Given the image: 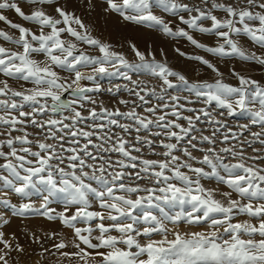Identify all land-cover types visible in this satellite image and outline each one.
<instances>
[{
  "label": "snow or ice",
  "instance_id": "obj_1",
  "mask_svg": "<svg viewBox=\"0 0 264 264\" xmlns=\"http://www.w3.org/2000/svg\"><path fill=\"white\" fill-rule=\"evenodd\" d=\"M29 2L50 5L54 0ZM104 2L106 12L117 13L125 21L159 26L165 34L186 37L192 45L209 53L238 56L264 66V54L246 52L232 38V33L243 32L264 47V2L260 0H247L246 7L212 0L211 9L190 7L177 0ZM157 6L173 14L195 12L196 15L190 14L188 18L180 15L179 20L191 29L222 38L224 43L208 46L183 28L173 30L162 17L154 14L153 8ZM256 8L261 11H253ZM5 9L14 10L25 21L35 22L40 32L36 34L11 21L0 11V21L19 31V36L13 37L0 29V38L23 49L15 51L0 45V73L33 85L17 90L9 86L7 79L0 80V126L6 128V132L0 133L5 135V139H0V160L3 161L0 186L5 190L0 205L10 207L17 216L36 213L71 228L74 238L69 243L77 251H61L68 247L64 240L54 248L62 257L77 258L83 264H264V167L255 163L264 161V148L253 147L257 143L264 146V84L234 70L232 74L238 78L239 86L225 83L223 74L211 61L179 49L176 51L181 55L201 62L221 79L190 82L184 74L156 61L154 55L148 60L134 44L130 47L138 62H130L123 53L111 50L109 44L93 37L78 16L59 5L54 8L59 19L43 7L26 13L12 0H0V10ZM212 9H221L226 15L219 18ZM205 19L211 21L210 27L201 23ZM61 24L64 27H58ZM44 28L50 31L45 33ZM63 33L74 40L63 39ZM77 42L97 48L100 55L89 54ZM33 53H43L45 59L37 61L32 58ZM57 68L66 70L69 77H61ZM82 68L91 71L85 72ZM140 72L158 77L162 81L160 91L133 79V74ZM98 77H122L128 83L103 88ZM82 81L91 83L82 84ZM169 89L184 90L189 95H171ZM121 91L135 98L118 99L117 103L127 110L109 108L93 96L106 92L116 97ZM69 92L71 99L62 98ZM153 99L157 102L153 103ZM213 102L229 117L247 116L250 122L234 131L226 120L214 115L215 109L209 110ZM197 103L205 107H189ZM26 107L30 110L25 111ZM219 115L223 116L224 112ZM181 120L186 124L180 123ZM201 121L210 126V135L204 134L208 129L198 127ZM252 126H258L260 131H252ZM29 128L35 131L30 132ZM13 132L21 134L13 135ZM245 132L250 138L241 140ZM218 140L229 146L218 151ZM204 144L209 147H202ZM158 147L163 151L158 152ZM246 148H252L254 154L246 156ZM145 150L162 159L147 158ZM193 151L204 155L197 158ZM229 156L236 162H226ZM247 160L254 163L249 164ZM191 161L207 166V170L194 166ZM204 177H215L230 189L220 193L226 203L216 198L214 189L202 184ZM8 191L27 202L12 203L7 198ZM233 193L239 199L233 198ZM33 194L42 196L40 208L31 201ZM57 199L63 202V210L59 212L49 207ZM93 200L104 211L91 210ZM185 205L190 210H185ZM165 206H179L180 211L170 214ZM137 209L141 214H136ZM151 209H159L161 215H155ZM240 214L256 218L258 223L234 222V217ZM93 220L99 221L95 228L77 227L78 223L89 224ZM105 220L111 223L106 225ZM138 221L148 226L141 231L135 227ZM165 222H209L211 230L173 231L174 238L169 239L170 229ZM3 223L8 221L5 219ZM112 230L120 235H111ZM96 231L99 235L93 236ZM153 233L163 238L154 240ZM3 235L0 232V242L11 248ZM56 235L51 233L49 238ZM141 235L148 237L147 243L139 242L137 237ZM245 235L249 238H243ZM257 235L260 239H255ZM6 255L0 254L3 264H8Z\"/></svg>",
  "mask_w": 264,
  "mask_h": 264
},
{
  "label": "rangeland",
  "instance_id": "obj_2",
  "mask_svg": "<svg viewBox=\"0 0 264 264\" xmlns=\"http://www.w3.org/2000/svg\"><path fill=\"white\" fill-rule=\"evenodd\" d=\"M94 1L97 4L105 6V9L107 8V4L104 2V0H94ZM12 2L19 4V6L26 13H31L37 7H43L44 10L48 14L56 16V18L59 19L58 14L54 12V8L57 5L61 6L60 0H54V3L50 5H37V4L30 3L29 0H12ZM116 2L120 3L122 2V0H116ZM177 2L180 4H187L190 7H200L201 9H211L212 8V0H208V3H205V0H177ZM216 2L230 3L234 7H246L247 6V0H216ZM260 2H264V0H260ZM0 11H3V14L6 16L10 15L11 12H14V10H8V9L0 10ZM67 11L73 12L76 15V10L69 9ZM212 11H213V14L217 15L219 18H223L226 15L221 9H212ZM253 11H261V10L256 8V9H253ZM153 12L157 16L162 17L166 23H169L170 27H172L173 30L183 28L186 31H188L189 34L192 35L195 39H197L199 42L205 45L215 47L218 44L224 43L222 38H219L212 33H202L197 30L191 29L188 25L182 23L179 20L180 15H183L185 18H188L190 14L196 15L195 12L188 13V12L180 11L178 14H173L170 12H166L163 8L159 6L154 7ZM110 13L115 14L117 17L121 18L124 24L129 25V26L130 25L135 26V31H134L135 33L133 32L132 34L123 33V35H125V38H123V35L120 33L118 35L121 43H123L124 41L126 43L125 47L123 46L120 49L121 51H119V53H123L130 62H138V57L135 55L134 51L130 47V44H134L137 49H139L142 53L145 54L148 60H152L153 55H154V58L156 61L164 62L171 69L184 74L190 82H193V81L214 82L217 79H221L220 76L214 73L207 66L203 65L201 62L193 60V59H189L188 57L180 54V52H183L189 55L202 56L208 59L209 61H211V63L214 64L215 66H216V62L214 60L219 61L221 64H225L223 66L228 65L229 62L232 63V61L236 62L235 64L230 63L229 65H232V66L224 70L216 66L219 69L220 73L223 74L222 76L223 81L230 85L239 86L238 78L232 74L233 70L239 73L240 75L249 77L253 80L259 81L261 84H264V66H261L254 61H245L239 58L238 56H220L214 53H209L206 51V49L198 48L192 45L191 42L188 41L186 37H179V36L174 37V36L165 34L159 28V26L150 27L147 24H137L134 22L125 21L122 19V17L119 14L114 13V12H110ZM16 16H17V20H16L17 23L22 24L23 26L30 28L36 34H39L40 32L39 25H37L33 21L23 20V18L18 16V14H16ZM201 23L205 27L211 26V21L207 19L202 20ZM250 23L258 24V22H250ZM58 27H64V25L61 24ZM237 27H240V25L238 24ZM0 29L2 30L6 29V31L13 37L19 36L18 30L12 29L7 23L3 21H0ZM224 30H227V29H224ZM49 31H50L49 28H44L45 33ZM90 32L93 37L98 38L102 42L109 44L111 46V50L117 52L115 45L107 42L108 34L106 31L99 32L97 29H92L90 30ZM145 33L147 35L151 34L153 36L156 34V36H158L157 40L155 42L142 41L140 36L142 35L144 36ZM131 35H133V37ZM207 36L214 37V38L216 37L217 39L215 41L213 39H211L213 41H208V40H205ZM239 37H245L249 43L253 44V46L249 45V43L244 44L243 42L239 41L238 40ZM62 38L74 40V38L70 37L67 33H63ZM232 38L235 39L238 45L241 46L246 52H250V53L254 52L257 55L264 54V47L257 45L245 33L243 32L232 33ZM3 43L7 44L8 45L7 48H10L12 50H15V51L23 50L22 47L13 44L10 41H5L3 38H0V45H4ZM77 43L80 48L84 49L89 54L100 55V52L97 48L89 47L86 44H82L80 42H77ZM176 49H179L180 52H177ZM258 49L260 51H258ZM32 58L37 61H40L42 59H45V56L43 53H33ZM56 70L60 73L61 77L63 78H68L70 75L66 70H60L59 68H57ZM82 71L90 72L91 69L82 68ZM5 79L8 80L10 87L17 89V90H20L22 88H31L33 86L30 81H22L16 78H8L4 76L2 73H0V80H5ZM97 79L103 88L113 87L115 84L128 83L122 77H98ZM133 79H138L142 81L143 82L142 86H146L148 88H155L158 92L160 91V88L162 86V81L158 77L151 75L147 72L135 73L133 74ZM171 79L175 80V78H171ZM81 83L90 84L91 82L82 81ZM168 91H169V94L171 95H181V96L189 95V93L184 90L173 91L172 89H169ZM93 96L97 100L98 103L102 101L104 105L109 108L120 107L121 110H127V109L123 105H119L117 103L118 99L120 98L129 99V100L135 99L134 97L129 96V94L124 91H121V93L118 94V96L116 97H113L111 94L106 93V92L94 93ZM62 98L71 99L72 94L70 92L65 93L64 97ZM156 102L157 101L153 99V103H156ZM181 102L186 103L185 101H181ZM88 106L90 107L91 105H88ZM129 107H131V105ZM189 107L202 108V107H205V105H203L202 103H197L195 105H189ZM213 109H215L214 115H216L218 119L226 120L227 125L230 126L234 131L239 130V125L247 124L250 122L247 116L236 115V116L229 117L225 110L216 108L215 102H213V105H211L209 108V110H213ZM29 110H30L29 108L27 107L25 108V111H29ZM137 111L142 112L143 109H137ZM221 111L224 112L223 116L219 115ZM185 115H192V113L185 112ZM179 122L182 124H186V121H183V120ZM198 127L202 130L208 129L207 131L204 132V134L210 135L211 128L203 121H201L198 124ZM28 131L33 132L35 130L32 128H29ZM222 131H224V129H222ZM252 131H260V128L258 126H252ZM4 132H6L5 126H0V133H4ZM12 134L20 135L21 133L13 132ZM142 134L146 135L147 133H142ZM196 134L199 135L200 133L197 132ZM246 138H250V134L248 132L244 133V135L241 137V140L246 139ZM0 139H5V135H0ZM232 143H236V142L233 141ZM226 146H229V145L221 144L219 143V140L216 145L218 151L220 148L226 147ZM202 147L207 148L209 147V145L204 144L202 145ZM253 147L264 148V146H261L259 143L253 145ZM237 148H239L238 144H237ZM4 150L7 151V148H5ZM157 151L160 152V151H163V149L158 147ZM134 154L140 155L139 153H134ZM176 154L181 155V153L179 152H177ZM193 154L197 158H202V156L204 155V153L199 152V151H193ZM253 154L254 153L252 152V148H246V156H250ZM145 155L147 156V158H150V159H162V157L160 156L151 155L150 153L147 152V150H145ZM183 158L187 159V157H183ZM2 162L3 161L0 160V163ZM226 162L235 163L236 160L229 156L226 158ZM246 162L249 164L254 163L251 160H247ZM191 163L197 167H205L207 170V166L201 165L197 161H191ZM255 163H258L260 166L264 167V161H257ZM183 171H187V169H183ZM189 175H192V173H189ZM201 182L206 188H208V185H212L216 187H221L225 189L226 191L230 190L227 188L226 185L218 183L215 177H204ZM92 183L94 186H96L95 182H92ZM141 183H144V182H141ZM214 190L217 191V189H214ZM3 191L5 190H3L2 186H0V198H4ZM7 198L10 199L12 203L17 204V205H19L21 202H27L26 200L21 201V198L11 191H8ZM233 198L239 199V196L236 193H233ZM30 199L36 208H40L41 204H43V199L41 195L33 194L30 197ZM242 202H247V201H242ZM257 202L259 201H253L254 204ZM49 207L55 209L57 212L62 211L63 202L58 199L53 200L52 203L49 205ZM91 210L104 211L103 209L100 208L98 201H95V200H93L91 204ZM185 210H190V206L185 205ZM151 211L157 216L161 215L159 209H151ZM165 211L169 212L170 214H174L180 211V207L177 206L173 208L170 206H165ZM68 214L70 215L71 212H69ZM136 214L138 215L141 214V210L137 209ZM5 219L8 221V223L6 224L3 223V220ZM244 221H248L251 223H258L256 218L250 217L246 214H240L234 217V222H244ZM98 222H99L98 220H93L89 222V224L78 223L77 227L84 228V227L92 226L93 228H95V225ZM126 222H130V221H126ZM104 223L108 225L111 223V221L105 220ZM165 223H166V226L170 229V231L168 232L169 239L174 238L172 234L173 231H180L182 233H191L195 231L211 230L209 228V222H202L201 224H188L186 222H180L177 224H172L169 222H165ZM51 225L55 226L54 228H57V232H53V233L57 234L59 231H62L67 235V238L64 241L68 243V247L65 249H62L61 251H65L69 253L77 251V249H75L72 246V244L69 243L74 238L73 230L71 228L65 227L59 220L50 221L46 217H43L36 213H28L25 216H17L13 214V209H11L10 207H5L3 205H0V232L4 234L3 239L9 241L11 244V248H6L5 245L2 242H0V250H2L0 251V254L7 253L5 258L7 259L8 264H83V262L78 261L77 258H68V257L61 256L60 252L54 248V245L60 242V240H56V236L50 239L49 238L50 234L44 235L42 237L41 233L36 232L37 229L39 230V228H36L37 226H40L41 228H45ZM147 226L148 225L144 224L143 221H138L137 224L135 225V227H137L141 231L144 227H147ZM110 234L116 235V236L120 235V233L115 230H112ZM96 235H99L98 231L93 233V236H96ZM133 235H135V233H133ZM37 237L39 238L38 241L36 239ZM151 238L154 240H160L163 238V236L161 234L153 233ZM225 238L227 239L228 237L226 236ZM243 238L248 239L249 237L245 235ZM137 239L139 240L141 244H145L148 241V237L143 236V235L138 236ZM255 239H260V237L257 235ZM17 246H19V248ZM120 246L125 247L124 245H120ZM81 247H85V246L81 245ZM20 248H22L23 250L22 251L19 250ZM132 250L135 251L136 249L133 248ZM89 251H92V250L89 249ZM0 264H3V262L0 261Z\"/></svg>",
  "mask_w": 264,
  "mask_h": 264
},
{
  "label": "bare ground",
  "instance_id": "obj_3",
  "mask_svg": "<svg viewBox=\"0 0 264 264\" xmlns=\"http://www.w3.org/2000/svg\"><path fill=\"white\" fill-rule=\"evenodd\" d=\"M61 7H65L67 10L73 9L76 10V15L80 17V19L87 25L89 30L97 29L99 32L106 31L108 34L107 42L112 43L115 45V48L117 52L121 51L120 49L124 46L125 47V39L124 42L121 43L119 39V33L123 35V33H135V26L132 25H126L121 20V18L117 17L115 14H112L110 12L105 11V6L97 4L94 0H60ZM11 21L17 23V16L15 12H11L10 15L7 16ZM6 31V29H3ZM224 30V29H223ZM15 33V32H14ZM133 37V35H131ZM142 41H151L155 42L157 40L156 34L153 36L151 34L147 35L146 33L144 36H140ZM139 37V38H140ZM123 38H125V35H123ZM205 39V38H204ZM214 41L217 39L216 37H209L205 40L208 41ZM139 40V39H138ZM239 41L243 42L244 44H248L249 42L245 37H239ZM139 42V41H138ZM5 47L8 45L3 43ZM249 45H252L249 43ZM258 51H260L258 49ZM44 59L40 60L43 61ZM216 62V66L218 68H221L222 70L229 68L232 65H229L231 62L228 63V65L223 66L225 64H221L219 61L214 60ZM236 62L232 61L231 64H235ZM209 189H217L216 191V198L224 200V197L220 195L221 192L226 191L225 189L221 187H216L212 185H208ZM226 203V200H224ZM53 227V228H52ZM55 226H48L45 228H41L40 226H37L36 228H39V230L36 232L41 233L42 237L47 234H51L53 232H57V228H54ZM67 238V235L59 231L56 235V240H65Z\"/></svg>",
  "mask_w": 264,
  "mask_h": 264
}]
</instances>
